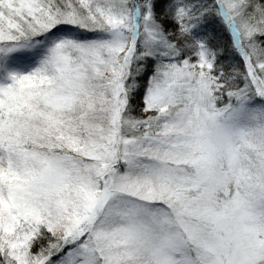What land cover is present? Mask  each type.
I'll list each match as a JSON object with an SVG mask.
<instances>
[{"label":"snow or ice","instance_id":"obj_1","mask_svg":"<svg viewBox=\"0 0 264 264\" xmlns=\"http://www.w3.org/2000/svg\"><path fill=\"white\" fill-rule=\"evenodd\" d=\"M0 264H264V0H0Z\"/></svg>","mask_w":264,"mask_h":264}]
</instances>
